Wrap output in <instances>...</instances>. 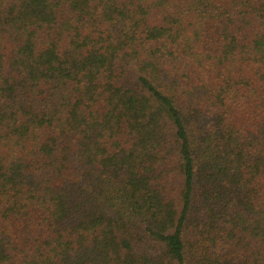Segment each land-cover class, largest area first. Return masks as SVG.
I'll return each instance as SVG.
<instances>
[{
  "label": "trees",
  "instance_id": "1",
  "mask_svg": "<svg viewBox=\"0 0 264 264\" xmlns=\"http://www.w3.org/2000/svg\"><path fill=\"white\" fill-rule=\"evenodd\" d=\"M0 264H264V0H0Z\"/></svg>",
  "mask_w": 264,
  "mask_h": 264
}]
</instances>
